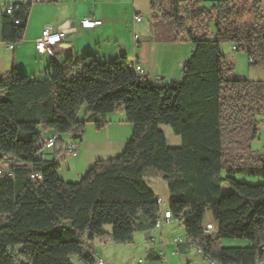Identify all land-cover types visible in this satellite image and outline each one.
<instances>
[{"label": "trees", "instance_id": "1", "mask_svg": "<svg viewBox=\"0 0 264 264\" xmlns=\"http://www.w3.org/2000/svg\"><path fill=\"white\" fill-rule=\"evenodd\" d=\"M212 2L210 8L199 1L150 2L152 40L196 46L173 83H146L125 56L101 61L91 52L53 59L43 80L15 64L0 75V163L11 159L14 174L0 183V264H75L73 257L97 264L96 239L134 243L136 232L152 231L161 218L160 198L146 180L154 169L168 186L167 211L206 259L257 264L264 248V152L252 143L264 95L259 82L234 75L221 45H237L252 66L264 67V4ZM16 5L2 16V37L12 43L23 39L31 3ZM83 106L92 114L85 120ZM116 111L133 125L132 139L80 181L62 180L59 163L39 157L46 133L59 142L61 134L80 137L87 122L102 129ZM162 125L172 127L181 146L168 145ZM238 174L263 183L239 181ZM208 212L216 232L205 230ZM224 238L251 245L224 246Z\"/></svg>", "mask_w": 264, "mask_h": 264}, {"label": "crops", "instance_id": "2", "mask_svg": "<svg viewBox=\"0 0 264 264\" xmlns=\"http://www.w3.org/2000/svg\"><path fill=\"white\" fill-rule=\"evenodd\" d=\"M19 3H31V5L23 39L14 43L13 48H10L11 42L2 37V15H0V75L8 72L15 64L21 72L32 79L43 80L47 78L48 67L53 59L63 62L69 55L82 57L85 53L91 52L101 61H111L123 55L130 64L137 67L140 64L145 70L144 76L148 75L147 71L154 65L153 74L159 76L158 80L143 77L144 82L164 84L173 83L182 78L183 66L191 55L185 50L189 46L182 42H166L169 44L165 45L162 41L152 40L150 31L146 39L144 38L139 30V22L144 20L139 8V0H36L33 2L32 0H0V5ZM137 16H142V21H138ZM85 17L101 19L102 24L95 28H85L81 23L82 18ZM48 25L65 32L64 40L56 47L54 57L40 53L37 45L38 38L42 35L45 26ZM167 76L168 82L165 79ZM82 111H84L85 118L92 116V114H88L86 106L81 108L80 113ZM121 113L118 119L115 118V112L106 115V119L109 121L106 126V130L109 131L107 143L110 147L114 143H120L123 147L124 143H128L133 137L134 127L125 122V114L123 113L122 117ZM84 134L85 132L78 137L82 143L77 146L76 155H71L72 158H70L72 165L69 168L72 172L70 176L79 179L94 166L96 161L117 157L124 151L121 147L117 151L111 149L108 152H89L83 141ZM66 144L63 140L58 142L54 148L55 157L48 160H55L60 165V159H66L65 151L68 146ZM156 176L160 177L158 174ZM158 181L156 180L155 183ZM152 188L157 193L156 188ZM159 198L161 207L163 204L165 205L160 213L164 223L161 228L154 229H161L159 236L164 242L165 252L156 248L152 243L158 241L153 234L154 229L150 231V236H154L156 240L151 241L150 236L140 232L143 237L140 235L138 240L134 239V249L149 246L148 259L151 253L161 256L160 260L149 259L152 261L149 264H173L178 259L177 253L182 256L187 255L183 263L182 261L179 263L178 259V264H218L216 261L211 262L212 260L206 259L202 252L186 238L185 228L182 227L179 220L175 218L168 220L164 217L165 212L170 210L168 189L164 188V192L159 195ZM209 217L212 221L208 222H212L216 227L217 223L211 213ZM162 228L165 230L163 231ZM119 244L96 239L94 246L98 254L97 260L103 258L108 264H116V252L121 249ZM73 261L75 264H86L77 258Z\"/></svg>", "mask_w": 264, "mask_h": 264}, {"label": "rangeland", "instance_id": "3", "mask_svg": "<svg viewBox=\"0 0 264 264\" xmlns=\"http://www.w3.org/2000/svg\"><path fill=\"white\" fill-rule=\"evenodd\" d=\"M183 1L184 2H186V1H194V2L199 1V2H201V5L208 7V8H210L213 4L212 0H183ZM260 1L264 4V0H260ZM150 2H151V0H139V3H138L140 11H141V15L144 17L143 22H139V24H140L139 30L141 31V33L145 39H146V36L149 34V31L152 32V11L150 8ZM212 32L213 33L215 32L214 27L212 28ZM163 44L168 45L169 43L163 42ZM184 45L189 46V47H186V49H185L187 53H189V52L192 53L196 48L195 44H193L191 42H186V43H184ZM221 49L226 54L228 62L233 64L234 75L259 82L260 86H261L262 94L264 95V67L252 66L250 64L249 57L247 56V54L243 51L238 50L237 45H234L233 43H228V42L223 43L221 45ZM154 69L155 68L153 65L147 71L148 75L147 76L143 75V77L146 79H152L153 78L154 80H158L159 76H156L153 74ZM165 79H167V82L169 81L168 76ZM168 83H171V82H168ZM83 112L84 111H82V113H80V115H79V118H81V120L87 119V118H85V115L83 116ZM119 114H120V112L116 111L115 112V118L118 119L120 117ZM121 116L122 117L124 116L123 113H121ZM257 119L259 121L258 138L253 141L252 148L255 151L264 152V113L259 114L257 116ZM125 120H126L125 121L126 123H128L132 126V124L127 121L126 117H125ZM161 129L166 134L169 146L177 147V146L182 145L181 137L174 133V131L170 125H162ZM108 132L109 131L106 130V126L103 127L102 129H98L95 122H93V121L87 122L85 134L83 135V141H84V144H85V147L87 148V150L89 152H94V151L108 152L111 149L114 151H117L118 149H120L122 147L120 145V143L119 144L114 143V144H112L111 147L107 143ZM53 134L54 133H52V132H48L45 135H53ZM76 136L77 135H75L73 133L61 134L60 138L65 143H67L66 145L74 143L75 146L77 147L79 144L82 143V140H80V138H78V137L74 138ZM126 145H127V143L126 144L124 143L123 147L125 148ZM123 147H122V150H124ZM65 155H66V159H62V160L60 159L61 170H59V177L64 181L67 180V182L79 181L81 178L79 179V178H76L74 176H70L72 172L69 170V168L72 166L70 164V160H71L70 158H72V156L67 151H65ZM39 157H43L45 160H48L52 157L54 158L55 157L54 148H46L43 146L42 151L39 153ZM10 162H11V159L7 158L6 164L4 165V171L5 172H7L9 170ZM153 172H154L153 174L151 173V174L146 176V180L149 183V185L156 188L157 195L159 196V195L163 194L164 188L167 190L168 187H167L166 181H164L160 177L157 178L156 174H157V172L159 173V171L157 169H154ZM69 177H73V178H69ZM5 178H6V174L1 175L0 176V183L3 182ZM236 178L239 181H243V182H246V183H249L252 185L263 183V179L261 177H254V176H249V175H244V174H238V175H236ZM69 179H71V180H69ZM156 180H159V181L155 183ZM224 190L225 191L230 190L227 184H224ZM162 208L163 209L165 208L164 204L162 205ZM209 216H210V213L208 212L207 216H206V222L212 221V219ZM0 217H3V216L0 215ZM182 227H184V226L182 225ZM105 230H107L108 232H111L112 231V225L107 224L105 226ZM160 230L154 229L153 234L155 237H157L158 241L152 242V243L155 244L154 246L156 248L162 249L164 251L165 250L164 249V242L162 241L161 237L159 236V234L161 233ZM164 230H165V228L163 229V231ZM213 231L216 232V229H214ZM140 235H141L140 232H136L134 235V239L138 240ZM141 236L143 237V234ZM185 236H186V232H185ZM221 242L224 246L244 247V246L251 245V242L249 240H246V239H227V238H224L221 240ZM133 244L134 243H132V244L120 243L118 245V246H120L121 249H119L116 252V254H117L116 264H139L140 258L144 259L146 264H149L152 262L148 259V256H147V252L149 251V248H148L149 246L141 247L139 249H134ZM124 248H127V249H124ZM176 255L178 256L179 263H181L180 261H182V263H183V261H185V258L187 257L186 254L182 256V255H179L177 253ZM178 259L175 260V262H173V264H178ZM73 260H75V257H73ZM165 264H168V263H165Z\"/></svg>", "mask_w": 264, "mask_h": 264}, {"label": "built area", "instance_id": "4", "mask_svg": "<svg viewBox=\"0 0 264 264\" xmlns=\"http://www.w3.org/2000/svg\"><path fill=\"white\" fill-rule=\"evenodd\" d=\"M33 1H36V0H32V2ZM18 8L19 6L16 4L0 5V15L2 16L6 14L11 15L16 10H18ZM136 19L138 21H142V16H137ZM15 22L17 24H23L25 21L21 19H17ZM81 23H82V26L85 28H95L102 24V20L95 19L92 17H85V18H82ZM64 37H65L64 31L56 30L50 25L45 26L42 35L37 40L39 52L43 54H47L51 57H54L56 53V47L58 46L59 43H61L64 40ZM13 44L14 43L12 42L10 43V48H13ZM138 70L140 74L145 73V70L142 68L140 64H138ZM58 142H59V136L55 134L45 135L41 139V144L46 148H55L58 145ZM67 152L72 156L76 155L77 147L75 146L74 143H71L68 145ZM4 174H6L7 178L13 179L14 177L13 172L11 170H8L7 172H5L4 165L0 163V176ZM32 177L34 178L40 177V174L34 173L32 174ZM164 217L167 218L168 220L174 219V217H167L165 216V214H164ZM163 223H164L163 219L159 218L155 224V228H161L163 226ZM214 228H215V225L212 222H208L206 224L205 230L206 232H211L212 230H214ZM150 240L155 241L156 238L154 236H150ZM260 258H264V249H262V255L259 256V259ZM97 264H108V262L103 258H99L97 260ZM139 264H145V261L143 259H140Z\"/></svg>", "mask_w": 264, "mask_h": 264}, {"label": "bare ground", "instance_id": "5", "mask_svg": "<svg viewBox=\"0 0 264 264\" xmlns=\"http://www.w3.org/2000/svg\"><path fill=\"white\" fill-rule=\"evenodd\" d=\"M132 65H134V64H132ZM134 67L136 68V70H138V67L137 66L134 65ZM165 216H167V217H173L172 214H171V211H166L165 212ZM211 262H213V261H211ZM257 264H264V258H260L259 259V256H258V258H257Z\"/></svg>", "mask_w": 264, "mask_h": 264}, {"label": "water", "instance_id": "6", "mask_svg": "<svg viewBox=\"0 0 264 264\" xmlns=\"http://www.w3.org/2000/svg\"><path fill=\"white\" fill-rule=\"evenodd\" d=\"M146 235H147V236H150V231L146 232Z\"/></svg>", "mask_w": 264, "mask_h": 264}]
</instances>
